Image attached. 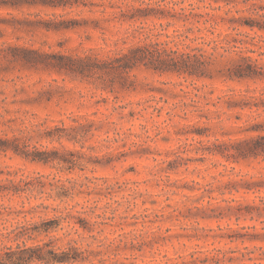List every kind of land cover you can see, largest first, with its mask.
Wrapping results in <instances>:
<instances>
[{"label":"rangeland","instance_id":"rangeland-1","mask_svg":"<svg viewBox=\"0 0 264 264\" xmlns=\"http://www.w3.org/2000/svg\"><path fill=\"white\" fill-rule=\"evenodd\" d=\"M25 1L0 5V234L9 231L0 245L31 243L15 238L17 226L57 218L40 239L75 240L80 264H264V155H232L238 140L264 133V32L241 28L261 78L140 65L109 85L60 58L102 60L126 45L129 26L174 35L182 22L115 21L109 0ZM222 95L251 104L228 108ZM216 147L229 156L208 152Z\"/></svg>","mask_w":264,"mask_h":264},{"label":"trees","instance_id":"trees-1","mask_svg":"<svg viewBox=\"0 0 264 264\" xmlns=\"http://www.w3.org/2000/svg\"><path fill=\"white\" fill-rule=\"evenodd\" d=\"M109 0V8L103 7L113 20L128 21L153 18L160 26L167 27L182 22L184 29H175L174 35L155 32L152 27L129 26L124 37V47L110 50L104 59H71L61 57L59 66L65 70L77 72L82 76L96 75L103 84L125 80L132 69L142 65L155 72H170L188 78L256 79L263 76L255 71L250 57L245 56V43L253 38L241 28L264 32V0ZM210 1L223 2L224 6H213ZM28 5L50 7L72 6L70 0H26ZM242 3L243 7H237ZM9 0H0V5L9 6ZM124 4V6H123ZM230 5V7H227ZM224 27L223 31L221 28ZM144 29V30H143ZM162 29V30H163ZM164 37V39H160ZM171 39V40H169ZM177 40V41H175ZM182 45L184 49L170 46ZM222 59H226L222 61ZM115 79H112L114 78ZM107 79L109 81H107ZM121 86H123L121 84ZM197 94H195L196 96ZM200 96V95H198ZM226 97L228 108L249 106V102H236L232 95L217 97V102ZM249 100L254 96H245ZM235 157L247 158L264 155V133L255 137L238 140L234 145ZM15 151V149H14ZM228 149L216 147L211 154L228 157ZM28 158V154L24 155ZM31 160L46 161L35 154ZM41 183L39 177L26 180L29 186ZM36 185V184H35ZM32 187L29 189L32 191ZM63 220L65 217L62 218ZM80 227L87 228L84 218L77 217ZM60 226L57 218H43L15 228V238L25 237L31 243L22 242L15 246L0 245V264H76L87 259L74 245L75 240L68 239L65 244H57L61 237L48 236ZM9 236V231L0 234Z\"/></svg>","mask_w":264,"mask_h":264}]
</instances>
